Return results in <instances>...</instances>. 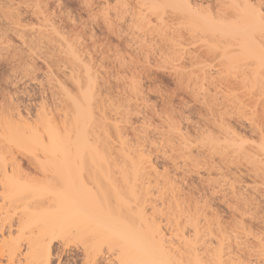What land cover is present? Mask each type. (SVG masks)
I'll use <instances>...</instances> for the list:
<instances>
[{"label":"rangeland","instance_id":"1","mask_svg":"<svg viewBox=\"0 0 264 264\" xmlns=\"http://www.w3.org/2000/svg\"><path fill=\"white\" fill-rule=\"evenodd\" d=\"M12 1L17 4L21 0ZM38 1L49 23L59 27L56 29L63 37L65 33L66 41L69 37L70 44L95 63L100 89L105 92V114L110 116L119 110L116 113L120 115L124 105L134 106L129 105L130 114L126 109V116L132 115L125 123L116 113L113 116L127 126L129 132L122 130V122L117 119L128 140L137 135L136 140L141 137L138 142L142 139L152 146L146 148L140 142L160 176L155 178L157 184L151 177L150 193L144 195L132 167L116 158L118 135L111 129L107 132L110 140H105L110 141L108 148L113 147L106 151L110 156L102 149L104 157L99 159L84 153L74 165L59 155H44L37 146L0 142V264H42L39 256H31L39 247L40 251L48 248V264H137L140 235L158 243L160 237V244L170 254L166 256L175 257H166L169 264H264V141L259 136L264 131V49L258 51L259 55L245 52L244 59L229 57L238 54L224 51L223 44L217 45L211 32L201 25L200 17L209 14L204 8L208 0H200L202 6L199 0H191L200 7L196 6L195 26L189 27L183 43L172 37L173 10L165 0ZM210 1L214 7L215 0ZM24 16L27 22L24 19L23 23L38 25L29 15ZM235 20L231 17L226 22ZM0 30L5 31L1 24ZM257 32L262 33L257 41L264 47V30ZM8 36L12 44L14 36ZM15 43L9 57H0V104L10 98L33 116L41 110L40 105L48 103L45 107L53 113L51 101L56 106L61 96L51 87L55 81L50 78L56 72L46 77L51 64L48 61L53 59L57 67L63 63L57 58L54 62L51 51L52 58L46 61L42 50L28 49V53L27 47ZM20 50L24 56L35 52L33 58L38 54L46 58L39 56L34 61L31 56H23L22 60ZM12 52L15 58H10ZM57 67L52 68L56 71ZM49 88L53 95L59 94L56 100ZM133 109L136 111L131 113ZM113 116L110 118L115 121ZM220 117L226 126L219 132L212 122L216 119L219 123ZM59 119L56 121L61 123ZM112 120L107 116V121ZM209 137L219 139L220 152L208 146L209 141L206 144ZM188 147L192 148L191 157L184 153ZM169 183L179 191L178 203L172 199ZM81 190L90 197L84 199L80 193L86 201L83 206L87 207L88 200L101 203L102 211L97 210L101 217L96 210L95 215L86 217L91 209L85 211L82 206L87 215L78 213V219H70L71 201ZM148 197L155 199L153 207L147 203L144 207ZM63 204L69 210L60 209H66ZM44 209L51 212L44 213ZM61 211L70 213V221L66 215L67 221H60ZM141 213L144 218H140ZM108 216L113 220L104 219Z\"/></svg>","mask_w":264,"mask_h":264},{"label":"bare ground","instance_id":"2","mask_svg":"<svg viewBox=\"0 0 264 264\" xmlns=\"http://www.w3.org/2000/svg\"><path fill=\"white\" fill-rule=\"evenodd\" d=\"M3 1H4V3H3ZM3 1H2V4L0 3V24H1V26L5 27V31H4V33H0V57H3V56L9 57V52L13 50V49L11 50V48H14V46H12V44L15 43L14 39L17 38L18 40L17 39L16 40L18 41V43L22 47H24V48L27 47L26 48L27 51H28V49L29 50H35V52H38V50H39V53H40V51L42 50L41 54H43L45 56L47 55V58L44 57L43 55H40V54H38L37 56L38 57L41 56V59H43V57L46 58V61L48 60L49 53L51 51L50 54L51 55L53 54L54 59L57 58L58 62L59 63L62 62L63 65L60 66L62 68L57 67V65H55V63L51 62V61H53V59L52 60L50 59V58H52V56L50 55L51 57L49 58L50 60L48 62H50L51 64L53 63L54 66H53V64L52 65L51 64L49 65L48 63L47 64L50 66V70L53 69L55 66L57 67V70H56V68H55L56 71H54V69H53V71L47 70L49 72V74L46 73V77H48V75H50L49 76V78H50V77H52L51 73L56 72L55 75L52 73L54 76V77H52L53 79L50 78L51 80L55 81V82L53 81L54 84L51 87L53 88V90L55 92L59 91L58 93L60 95L59 94H57V95L61 96L59 98V100H56L57 95H53L52 88L51 89L49 88L50 91L52 92L53 97L55 96V100L58 102V104L55 106V104H56L55 101H53L54 103L51 101L52 106L54 104L53 113H55V114H53L52 111L49 110L50 108H48V106H49L48 103H47L48 106L45 107L47 104L45 103L46 99L44 101V98L47 95L44 96V98L42 100L44 102H41V104L43 103V105H44V103H45L46 105L45 106L40 105L41 110H39V111L37 110L38 111L37 113L34 112L33 116L31 115L30 110H21L20 106L18 104H13L12 100L10 98H7V100H5V102L0 104V142H2V141L11 142L12 141L11 143L15 142V144H17L19 142L18 145L20 143H22V144H20L21 146L23 144H24L23 146H25V145L26 146L27 145H30V146L33 145L35 147L37 146L36 149L37 150L40 149V151H42L44 153V155H46V156H57V155H59L62 160H71V162L73 163L74 161H76L77 158L81 157L82 154H84V153H87L88 155H93L97 159H99L98 157L103 158L104 155L103 156H101V155L104 153L106 155H109L108 154L109 152H106V151L111 150L113 147L108 148L107 145L110 143V141H105V140L107 137L110 140V138H109L110 134H108L107 132H108V130L110 132V129H111V131H114L118 135L117 136L118 137V146H117L118 148L115 147V149L117 150L116 154H115L116 158L117 159L121 158L122 161L125 162L124 163L125 165L123 164L124 166H127L126 165V162H127V164L130 167H132L134 176L138 177V179H137L138 180V184H137L138 189L140 191H142V193L145 192L144 195H148L150 193V190H151V188H149V186H150L149 184H151V182H153V181H151L152 180L151 177H153L154 180H155V178L156 179L159 178V176H160V175H158L159 171H156L157 169L155 170V168H154L155 166L152 165L154 163L151 162L152 161L151 158H149L145 154L146 150L144 151V149H146L147 148L146 146H148V144H146L147 142H144L142 139L140 140V142L143 141L145 144L144 145L143 142H141L142 145L144 147H146V148H143L141 143L138 142L139 138H141V137H138V140H136L137 139V135H136V136H134L136 138H134L133 140L131 138V140L132 141L135 140L136 143L135 144L131 143V140L130 139H129L130 141L128 140L129 135H125L124 134L125 132L122 131V130H124L126 132L128 131V130H126L127 126H125L124 123L126 122V119L128 120V118H130V116L132 115L131 114L130 116L129 115L126 116V114H125L127 112L126 109H128V111H129V109H131L129 107L130 106L134 107V106L130 105V104H129L130 106L128 104L124 105V107L125 106H127V107L124 109L123 112H122V109L124 107L120 110L121 111V112H119V113H121L120 115L116 113L119 110L114 112V113H116L117 116L119 115V117L121 118L120 120H122V121L125 120V121H123L124 122L123 123L122 121H120L118 119L119 118L118 117L117 119L120 122H122L123 128H122V125L117 126V124H121V123L116 119L115 115L113 116L114 113L109 116V114L108 115L105 114L104 110L102 109L103 108V101H104L102 99V97L104 96L103 94H105V92L102 93L104 90L101 91V89H100L101 83L98 82L100 77L99 78L97 77V76H99V72L97 69H94V68H96V66L93 65L95 63H92L93 60H91V58H89L88 55H87L88 57L85 55H81V54H83V51H81L77 47V49H79L81 51L80 52L75 48L76 46L71 45L70 43H72V42H70L71 39H68L69 37H67V40H69V42L66 41V37H65L66 35L64 33V37H63L62 32L60 34V31H58V30H60V29H58L59 27L58 28L56 27L58 29L57 30L54 27V24L49 23L47 13L45 12V10H43L42 6L39 5L40 1L33 0L35 2H32V0H28V1L21 0L17 4H14V2L12 0H3ZM165 1L168 2L169 6L173 10V14H172V37L175 41L183 43L187 37L189 27L195 26L194 25L195 24L194 23L195 17L197 15L198 9H199L196 6H198V5L193 4L196 1L191 2V0H165ZM201 1L198 2V4L201 3ZM203 1H202V3H203ZM208 1H210V0H208ZM208 1H207V3L209 4ZM211 1H210V3H211ZM260 1L261 0H254V3H252L251 0H219V1L215 0V3H216V4L214 3L216 6V7L214 6L215 9H214V7H212L213 5L212 6H210L211 4L207 5V3L204 1L206 3V6L204 8L207 9L206 10L207 12L209 11L208 12L209 14L206 15L205 17L204 16L200 17V21L202 23L201 25H203L204 28L207 29L206 30L207 33L211 32L210 34L212 35V37H214V42L217 45L223 44L222 48L224 49V51L228 52V54L233 53V52H237V54H238V55H229V57H238L239 56V58H240V56H241V57H243L242 59H244L245 52H247L248 54L255 52L257 55H259L258 51L264 49L263 45L259 44L257 41L258 39H260L262 37L261 36L262 33L257 32V31L261 30V29L264 30V22L262 21V18L264 17V10H263L264 6H263V8H262V6H260V4H262V1H261V3H260ZM28 2L29 3L32 2V3L29 4ZM202 3H201V5L200 4L199 5L202 6ZM200 6H198V7H200ZM23 10H24V12L22 13ZM22 15L23 16L29 15L32 19H35L34 21H36L38 23V25L37 26H33V25L30 26V25H28L29 23H23V20L25 19L24 21H26L27 18H23ZM231 17H235L236 20L232 21L230 23L226 22V19L231 18ZM31 18H29V19H31ZM191 22H192V24H190ZM0 32H2V31L0 30ZM207 33H204V34H207ZM8 35L14 36V38L11 37L13 39V40L11 39L12 44L10 42V38ZM17 41H16V43H17ZM250 41L257 42V43L251 45L249 43ZM20 45L19 46L16 45V46L20 47ZM237 45H239L238 48H233ZM18 47H15V49ZM16 50H14L13 52L16 53L17 52ZM4 51L8 52V54H5ZM20 51H21V53L20 52L19 53L22 54V50H20ZM23 52H24V49H23ZM35 52H33V53L31 52L32 56L36 54ZM46 52H48V54H46ZM12 53H10L11 54L10 58H13V57L15 58L14 53H13V55H12ZM28 53H30V52L28 51ZM17 56H18V54H17ZM21 56H22V58L21 57L20 58L22 60L25 59V58H23V56H24L23 54ZM26 56H24V57H26ZM28 56H31V55L29 54ZM32 56L30 58H33ZM37 56H34V57H37ZM257 57H260V56H257ZM37 58L36 59L33 58L34 61L38 60ZM7 59L9 60V58H7ZM57 59H55L54 62ZM0 60L2 61V59H0ZM18 60H20V59H17V61ZM28 60H30V59H28ZM34 61H29V62H31V64L33 63L35 65ZM40 61H42V60H40ZM46 61H42V63H45L44 65H46ZM9 63H12V61ZM59 63H56V64H59ZM49 66H47L46 68H48ZM38 68H40V67H38ZM38 68H36V69H38ZM41 69L42 68H40V70ZM60 69H62V70H60ZM25 77H26V75H25ZM59 77L61 80L59 79ZM49 78H48V80H49ZM54 85H56L58 87L57 90L55 89L56 86H54ZM49 89H46L48 91V93L50 92ZM46 90H43L44 91L43 94L44 93L48 94L45 92ZM76 94L79 96H77ZM50 95H51V93H50ZM3 96H4V94L2 95V98H3ZM25 109H26V107H25ZM38 109H40V108H38ZM134 110L135 109H133V111H131V113L134 112ZM127 113L130 114V111ZM107 116L111 120H112V118H110V117L113 116L119 123L116 120L115 121L112 120V122L107 121ZM32 117H34V119H35V121H33V119H32L33 122L30 121ZM56 117H58V118H56ZM55 118H56V120H58L60 118L61 123L59 121L57 122L55 120ZM130 121L128 122L129 126L131 123ZM225 126H226V124L223 122L222 117L219 118V123L216 122V119H213L212 127L214 129H216L217 131L220 132ZM132 127H130V129H132ZM119 128H122V130H120ZM256 129L259 131L258 128H256ZM120 131H122L123 133L122 132L120 133ZM234 131H230L229 133L231 135H235L236 131L235 132ZM122 134H124V135H122ZM126 134H129V133H126ZM259 136H260V139L264 141V131L259 132ZM126 137H128V138H126ZM206 140H205L206 144L209 141L207 145L210 147H213L215 149V151L220 152L222 150V146L218 143L219 142L218 138L209 137V140H208V138ZM103 141H104V143L106 142L105 147L107 149L101 148L102 146L104 147V145H105L103 143ZM90 142H91L92 146L90 145ZM101 142L104 145L99 144ZM223 142L224 143L227 142V139H224ZM182 143H184V142H182ZM98 145H100V150L98 148L99 147ZM150 147L152 148V146H150ZM30 148H28L27 150H29ZM36 149L33 148V150H36ZM101 149H102V151H104V153H102ZM261 149L263 150V154H264V147ZM155 151H157V150H155ZM191 151H192V148L188 147L187 149L184 150V153L187 156L191 157L192 156ZM110 154H111V151H110ZM210 157H212V156L210 155ZM96 158H95V162H96ZM90 159H92V157ZM73 165H74V163H73ZM262 165L264 167V159H263ZM97 166H98V163H97ZM129 166H127V167H129ZM166 175H168V174L166 173ZM154 183L157 184L158 180H155ZM169 188L171 189V192L173 193L172 199L174 200V202L178 203L179 202V194H178L179 191H178V189L176 188L175 185L170 184V183H169ZM83 191L81 190L79 192H76V194L78 195V193L80 194ZM82 194L85 195L84 196V199H85L87 195L85 194V192H83ZM80 196H81V194L76 197L77 201L79 202L78 204L75 200L76 199L75 196H73L75 199L73 198L74 200L71 201V203L73 202L71 204L72 206L70 205V203L67 204V205H69L68 206L69 208L72 207V209H70V210L74 211V212L69 211L71 213L72 217H71L69 212H67V211L62 212L61 211L62 212L61 213L62 214L61 215L62 220H61V217H59L60 221H62V222H63V220L70 221L69 220L70 217H71L70 219L73 220V217L74 216L77 217V215L79 216V214L80 215L83 214L82 216L87 215V214L85 215V212H83V208H82V206L85 205L83 203H85L86 201L83 202L84 200L81 199L82 197H80ZM78 197L80 198V200L78 199ZM88 198L90 199L89 196H87V199ZM70 199L72 200V198H70ZM93 200H95V198H93ZM80 202H82L81 205H79ZM88 202H87L88 203L87 207L83 206L85 211L87 208L91 209L88 212L86 211V213H88V215H89V216L87 215L86 217L90 218V215H91V217L93 214L95 215V212H94L95 210H96V215L100 216L101 213L99 214V212L102 210L100 209L99 205L101 203L95 204L96 200L94 202L92 200L91 201L88 200ZM154 202H155V199L148 197L146 200H144L143 204H144V207L146 206L145 205L146 203H147V206L153 207ZM92 203L98 207L96 209H94L95 206ZM89 204H91L93 206H91ZM188 204L191 205V203H188ZM63 205H65V204H63ZM67 205H65L66 209L63 208L64 206L63 207L61 206L60 209H63L64 211L69 210V208L66 207ZM190 205H188V206L190 207ZM79 206H81V207H79ZM90 206H91V208H90ZM79 210L81 212H78ZM97 210L98 211L100 210V211L98 212ZM45 211H47V210L44 209L43 212L45 213ZM58 211L60 212V210H58ZM90 211H91V213H90ZM50 212L51 211H49V213ZM67 213H69V214H67ZM73 213H75V214L73 215ZM197 214L198 213H196V217L198 216ZM44 215H46V214H44ZM47 215H51V214L47 213ZM64 215H66L67 218L69 215L70 216L67 219L66 217H64ZM190 216H192V217H190ZM109 217L111 220H113L111 216H108L107 218L105 217L104 219L110 220ZM189 217L192 219L193 215L192 214L188 215V218ZM140 218H144L143 213H141ZM49 219H50V217H49ZM77 219H78V217H77ZM99 219H101V218H99ZM75 220H76V218H75ZM160 239L161 238L159 237V243H158L157 242L158 240L157 241H154V240L151 241L149 238H144L143 235L139 236L137 242L139 240H141V241H139L137 243L138 248L136 249L137 254L135 255V258L138 261L137 264H162V263L163 264H169L170 263V262L168 263V260H166V257L169 256L170 254L167 251V248L165 246H163L162 244H160V242H161ZM153 242L155 243V245L153 244ZM156 243H158V245ZM36 249L35 250L32 249L35 253L33 254L32 253L33 251H32L31 256L36 254L34 256V258H37V256H39L41 258L39 262H42V264H48V262H49V260H48L49 259L48 258L49 250H46L48 248H46V249L43 248L42 251H40L41 250L40 247H39L40 250H38V248H36ZM41 252H42V255H39V254H41ZM171 256H173V255H171ZM171 256L167 257V258H170V260L175 258L174 256H173V258ZM163 257H165V258H163ZM180 257H181V255H180ZM164 260L166 263L163 262ZM176 260L178 261L179 259L177 258ZM176 260L174 259L173 261H176ZM176 264H178V263L176 262Z\"/></svg>","mask_w":264,"mask_h":264}]
</instances>
